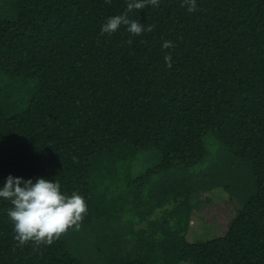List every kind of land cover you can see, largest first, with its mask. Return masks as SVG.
<instances>
[{
	"label": "trees",
	"instance_id": "trees-1",
	"mask_svg": "<svg viewBox=\"0 0 264 264\" xmlns=\"http://www.w3.org/2000/svg\"><path fill=\"white\" fill-rule=\"evenodd\" d=\"M3 3L0 183L10 174L59 181L88 204L68 230L93 228L107 209L94 172L107 180L118 162L157 149V208L173 199L172 210L135 252L102 239L108 264H264V0H197L194 12L158 0L129 14L153 25L141 36L124 26L100 34L126 0H13L10 13ZM208 131L250 167L256 189L223 236L191 241V170L207 155ZM9 207L0 201V264H84L62 237L20 245Z\"/></svg>",
	"mask_w": 264,
	"mask_h": 264
},
{
	"label": "rangeland",
	"instance_id": "rangeland-1",
	"mask_svg": "<svg viewBox=\"0 0 264 264\" xmlns=\"http://www.w3.org/2000/svg\"><path fill=\"white\" fill-rule=\"evenodd\" d=\"M12 2L7 0L9 6L3 3L9 13ZM205 143V159L191 170L197 183L192 194L195 206L191 212L190 235L187 236L191 241L223 236L237 210L256 189V177L250 167L238 160L212 131L206 133ZM161 161V153L149 149L118 162V171H111L107 180L103 178L104 174L94 172V190L106 196L100 201L107 205L106 211L98 216L93 228L81 226L61 235L68 249L84 264H108L99 245L102 239L107 240L108 249L113 242L120 240L126 252H135L140 239H150L148 235L172 210L173 199L163 209L157 208L163 200L159 188L164 175L158 168ZM167 217L172 218L169 214ZM159 236L153 235L154 238Z\"/></svg>",
	"mask_w": 264,
	"mask_h": 264
},
{
	"label": "clouds",
	"instance_id": "clouds-1",
	"mask_svg": "<svg viewBox=\"0 0 264 264\" xmlns=\"http://www.w3.org/2000/svg\"><path fill=\"white\" fill-rule=\"evenodd\" d=\"M126 2L124 12L107 18L101 27V35H113L121 26L133 36H141L152 31L153 25L141 24L129 14L146 5L155 7L158 0ZM105 3L110 4L111 0H105ZM182 6H186L188 12H194L197 0H183ZM173 46V42L168 40L162 44L164 49ZM164 59L167 66L171 67V55H166ZM0 201H6L11 205L7 209V217L13 225L14 239L20 245L33 242L50 246L70 227L78 225L88 211L86 198L78 191H73L69 195L62 191L59 181L45 177L26 179L8 175L5 181L0 183Z\"/></svg>",
	"mask_w": 264,
	"mask_h": 264
}]
</instances>
